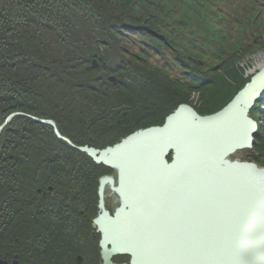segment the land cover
<instances>
[{"label":"trees","instance_id":"1","mask_svg":"<svg viewBox=\"0 0 264 264\" xmlns=\"http://www.w3.org/2000/svg\"><path fill=\"white\" fill-rule=\"evenodd\" d=\"M262 35L260 0H0V126L25 113L0 133V260L63 253L85 234L79 221L96 217L99 179L113 173L32 117L104 149L182 103L213 114L250 82L238 63ZM260 105L249 114L264 128ZM255 136L243 159L263 166Z\"/></svg>","mask_w":264,"mask_h":264},{"label":"water","instance_id":"2","mask_svg":"<svg viewBox=\"0 0 264 264\" xmlns=\"http://www.w3.org/2000/svg\"><path fill=\"white\" fill-rule=\"evenodd\" d=\"M92 65L98 67L96 60ZM263 99L260 68L223 109L201 116L182 103L163 125L138 129L103 150L79 147L54 121L32 118L117 172V180L100 178L93 220L103 232L104 264H113L120 246L134 247L133 264H264V167L230 158L253 148L258 125L249 112ZM20 115H9L0 133ZM107 188L120 201L114 213L105 206Z\"/></svg>","mask_w":264,"mask_h":264},{"label":"flooded vegetation","instance_id":"3","mask_svg":"<svg viewBox=\"0 0 264 264\" xmlns=\"http://www.w3.org/2000/svg\"><path fill=\"white\" fill-rule=\"evenodd\" d=\"M106 207L113 213V209ZM94 219L85 218V220L79 221L85 224L82 229L85 234L77 238L76 242H63L61 248L63 253L61 254H55L51 258L49 257L50 259L42 255L39 256L38 261L31 258V260L26 259L25 262H21L17 256H14V259L10 261H5L7 264H15V262L18 264H104L103 248L100 243L103 238V232L100 231L99 227H95ZM56 232L62 233L61 231ZM133 249L134 247L131 246L114 248L111 257L113 264H133L132 255L129 254L130 250Z\"/></svg>","mask_w":264,"mask_h":264},{"label":"rangeland","instance_id":"4","mask_svg":"<svg viewBox=\"0 0 264 264\" xmlns=\"http://www.w3.org/2000/svg\"><path fill=\"white\" fill-rule=\"evenodd\" d=\"M260 1L264 2V0H260ZM261 37L263 38V41H262V45L259 46L260 48H257L253 53L249 54L247 57H244L238 63L239 68H241V70H243V72H244V77L245 76H249V75L254 76L256 74V72H258L260 70V68H261L260 65L263 62H262L260 57L264 55V35H262ZM263 100H261V101H263ZM258 101H260V100H258ZM189 102H190V104L192 103V105H199V103H202V94H200L197 91L190 92ZM260 108L262 110H264V106L260 105ZM250 112H251V110H250ZM259 123H261V124L263 123L262 116L259 117ZM140 129H143V128H140ZM257 133H259L260 136L264 137V128L260 127V129L258 130ZM251 149H253V148H251ZM244 151L243 152L242 151H237V153L231 155L230 158L231 159H237V160L238 159L244 160L243 157L246 155V153ZM260 166L264 167V165L263 166L260 165ZM111 170L113 171L112 174H105V175L113 176L116 179L117 172L115 170H113V169H111ZM104 176H102V177H104ZM99 181H100V179H99ZM105 195H106V197H105L106 198L105 199V206H108L109 208L113 209V213H114L117 210V207L120 205L119 198L116 196V194L112 193V191L109 188L106 189ZM97 210H98V212H97V215H98L99 214V209H97ZM94 218H92V219H94Z\"/></svg>","mask_w":264,"mask_h":264},{"label":"bare ground","instance_id":"5","mask_svg":"<svg viewBox=\"0 0 264 264\" xmlns=\"http://www.w3.org/2000/svg\"><path fill=\"white\" fill-rule=\"evenodd\" d=\"M260 58H261V60H262V62H263V63L260 65V67H261V68H264V55L261 56ZM113 146H114V145H113ZM107 147H108V146H107ZM105 148H106V147H105ZM101 150H103V149H101ZM118 160H119V159H118Z\"/></svg>","mask_w":264,"mask_h":264}]
</instances>
